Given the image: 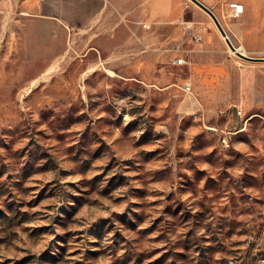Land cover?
I'll use <instances>...</instances> for the list:
<instances>
[{"label":"rangeland","instance_id":"374dc122","mask_svg":"<svg viewBox=\"0 0 264 264\" xmlns=\"http://www.w3.org/2000/svg\"><path fill=\"white\" fill-rule=\"evenodd\" d=\"M170 26L74 28L45 74L1 28L0 264H264V63L191 0Z\"/></svg>","mask_w":264,"mask_h":264},{"label":"crops","instance_id":"0c3cea01","mask_svg":"<svg viewBox=\"0 0 264 264\" xmlns=\"http://www.w3.org/2000/svg\"><path fill=\"white\" fill-rule=\"evenodd\" d=\"M198 1L212 12L217 10L228 32L246 54L264 58V0ZM231 2L243 8L237 17H231L230 7L224 6ZM180 14L181 0H0V31L2 28L5 49L14 53L11 56L21 61L23 69L40 64L43 69L38 74H45L52 71L61 52L67 49L65 46L61 49V37L63 43L70 42L76 34L74 28L86 29L92 34L90 42H95L118 36L124 27L141 24L147 29V40L153 41L156 31L171 29L170 24ZM159 38L166 42L171 35ZM221 38L225 39L222 35ZM214 41H218L215 33L206 32L203 42L196 45V53H205ZM253 43L259 46L253 47ZM256 62L264 63V60Z\"/></svg>","mask_w":264,"mask_h":264},{"label":"water","instance_id":"95a60500","mask_svg":"<svg viewBox=\"0 0 264 264\" xmlns=\"http://www.w3.org/2000/svg\"><path fill=\"white\" fill-rule=\"evenodd\" d=\"M193 3H195L196 5H198L202 10H204L213 20L215 26L217 27L218 31L220 32V34L225 38V42L227 43L228 47L235 52V54L243 59L246 60H264V58H255V57H250L247 55H244L240 52H237L235 47L233 46V44L231 43V41L229 40V38L226 35V32L224 31L223 27L221 26V24L219 23L218 19L216 18V16L213 14V12L207 8L205 5H203L201 2H199L198 0H191Z\"/></svg>","mask_w":264,"mask_h":264},{"label":"built area","instance_id":"2783aa9c","mask_svg":"<svg viewBox=\"0 0 264 264\" xmlns=\"http://www.w3.org/2000/svg\"><path fill=\"white\" fill-rule=\"evenodd\" d=\"M243 12V8L240 4L237 3H231L230 4V16L231 17H237L239 14ZM183 60L181 58H178L176 60L177 64H181ZM180 89L185 94H191V86L188 83H183L180 87ZM238 113H240V110H238ZM223 142L225 143V138L223 139Z\"/></svg>","mask_w":264,"mask_h":264},{"label":"bare ground","instance_id":"6f19581e","mask_svg":"<svg viewBox=\"0 0 264 264\" xmlns=\"http://www.w3.org/2000/svg\"><path fill=\"white\" fill-rule=\"evenodd\" d=\"M226 45H227V44H226ZM233 46L235 47V49H236L237 52H240V53L246 55V51L242 48V45H241V46H240V45H238V46L233 45ZM227 48H228L227 51H229V52L232 53V54H235V52L232 51L228 46H227ZM108 75H109V76H114V73H112L111 71H109Z\"/></svg>","mask_w":264,"mask_h":264}]
</instances>
